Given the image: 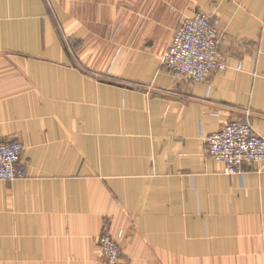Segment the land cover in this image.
Here are the masks:
<instances>
[{"label": "crops", "instance_id": "1", "mask_svg": "<svg viewBox=\"0 0 264 264\" xmlns=\"http://www.w3.org/2000/svg\"><path fill=\"white\" fill-rule=\"evenodd\" d=\"M210 16L228 68L162 63ZM240 68V69H239ZM264 137V0H0V140L29 177L0 181V264H264V172L229 175L207 139Z\"/></svg>", "mask_w": 264, "mask_h": 264}, {"label": "built area", "instance_id": "2", "mask_svg": "<svg viewBox=\"0 0 264 264\" xmlns=\"http://www.w3.org/2000/svg\"><path fill=\"white\" fill-rule=\"evenodd\" d=\"M163 65L188 82H205L212 73L228 68L221 53L219 34L210 16L200 12L185 20L169 49L162 56ZM240 69V68H239ZM212 160L225 166L229 175L242 174L243 164H255L264 172V137L243 122L228 123L207 139ZM23 145L18 140H0V181L13 182L29 177L22 162ZM100 264H127L120 243L108 230L98 238Z\"/></svg>", "mask_w": 264, "mask_h": 264}, {"label": "rangeland", "instance_id": "3", "mask_svg": "<svg viewBox=\"0 0 264 264\" xmlns=\"http://www.w3.org/2000/svg\"><path fill=\"white\" fill-rule=\"evenodd\" d=\"M24 148V147H23ZM26 167V166H25ZM27 170V169H26ZM29 175V174H28Z\"/></svg>", "mask_w": 264, "mask_h": 264}]
</instances>
